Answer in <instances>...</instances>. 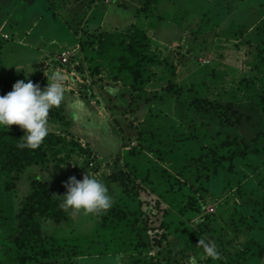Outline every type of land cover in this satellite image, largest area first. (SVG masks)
Returning a JSON list of instances; mask_svg holds the SVG:
<instances>
[{"label": "rangeland", "instance_id": "374dc122", "mask_svg": "<svg viewBox=\"0 0 264 264\" xmlns=\"http://www.w3.org/2000/svg\"><path fill=\"white\" fill-rule=\"evenodd\" d=\"M127 29L150 40L140 85L97 71L99 34ZM52 73L62 140L38 164H0V236L37 188L60 205L90 173L111 204L39 217L51 264H264V0H0V80L42 90Z\"/></svg>", "mask_w": 264, "mask_h": 264}, {"label": "trees", "instance_id": "16d2710c", "mask_svg": "<svg viewBox=\"0 0 264 264\" xmlns=\"http://www.w3.org/2000/svg\"><path fill=\"white\" fill-rule=\"evenodd\" d=\"M149 49L150 40L143 30L103 31L99 34L98 40L97 71L106 69L114 73L117 78L126 76L133 83L140 85L143 82L146 64L153 60L148 54ZM18 80L20 79L13 78L9 82L0 80V95L11 91ZM257 98L259 99L257 105L264 112V95ZM59 106L50 110L48 118L63 115L65 109L60 115L56 114L59 112ZM56 119L67 127L71 126L66 119ZM23 135L24 133L21 136L12 134L0 136V164L4 167L13 168L16 164L25 166L38 164L46 157L47 148L44 145L51 147L62 140L61 137L49 133L39 148H21L19 145ZM49 215L63 220L67 218L69 211L65 212L60 205L53 202L47 184L42 189L37 188L26 201L22 212L17 215L18 228L12 229L6 236H0V264H11L14 260L18 261L17 264H51L49 259L53 253L48 251L46 245L42 246L44 237H42V225L38 220L39 217L45 218Z\"/></svg>", "mask_w": 264, "mask_h": 264}, {"label": "clouds", "instance_id": "9594fccd", "mask_svg": "<svg viewBox=\"0 0 264 264\" xmlns=\"http://www.w3.org/2000/svg\"><path fill=\"white\" fill-rule=\"evenodd\" d=\"M30 73V72H29ZM48 83L41 90L39 84L30 79L18 80L12 90L0 95V127L15 124L25 130L19 147L36 148L48 135L47 118L52 108L61 104L64 93V77L60 73L47 76ZM89 173V172H88ZM66 193L57 196L60 207L65 211L86 213L107 209L111 197L104 183L92 174H85L82 180L75 176L65 182ZM213 260L219 259V252L213 243L203 239L198 243Z\"/></svg>", "mask_w": 264, "mask_h": 264}, {"label": "built area", "instance_id": "2783aa9c", "mask_svg": "<svg viewBox=\"0 0 264 264\" xmlns=\"http://www.w3.org/2000/svg\"><path fill=\"white\" fill-rule=\"evenodd\" d=\"M65 55H68V53H65ZM68 58H69V56L67 58H65V61H68Z\"/></svg>", "mask_w": 264, "mask_h": 264}]
</instances>
